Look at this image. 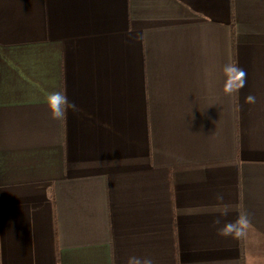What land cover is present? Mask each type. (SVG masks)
<instances>
[{
    "label": "crops",
    "instance_id": "obj_1",
    "mask_svg": "<svg viewBox=\"0 0 264 264\" xmlns=\"http://www.w3.org/2000/svg\"><path fill=\"white\" fill-rule=\"evenodd\" d=\"M130 256L264 264V0H0V264Z\"/></svg>",
    "mask_w": 264,
    "mask_h": 264
},
{
    "label": "clouds",
    "instance_id": "obj_2",
    "mask_svg": "<svg viewBox=\"0 0 264 264\" xmlns=\"http://www.w3.org/2000/svg\"><path fill=\"white\" fill-rule=\"evenodd\" d=\"M224 73V86L223 92L226 95L238 94L239 91L246 85V71L239 67L235 63L226 64L223 68ZM246 103L254 104L256 98L253 95H249L245 98ZM46 106L50 111L51 117L57 121H64L67 118L68 113L78 112L79 108L75 102L70 101L65 91H54L46 97ZM217 201L221 202L217 208L220 216H227L229 212V206L223 204V195L217 194ZM215 225H221L222 221L220 217H217L213 222ZM250 224V220L246 213L241 214L236 221L223 223V226L218 229V234L221 236H232L234 238H242L246 234V229ZM126 264H155V261L151 257H138L130 256Z\"/></svg>",
    "mask_w": 264,
    "mask_h": 264
},
{
    "label": "trees",
    "instance_id": "obj_3",
    "mask_svg": "<svg viewBox=\"0 0 264 264\" xmlns=\"http://www.w3.org/2000/svg\"><path fill=\"white\" fill-rule=\"evenodd\" d=\"M231 34L233 35V21L231 22Z\"/></svg>",
    "mask_w": 264,
    "mask_h": 264
}]
</instances>
